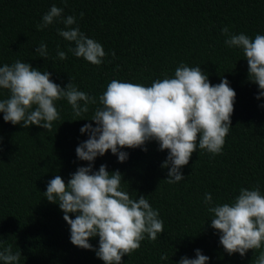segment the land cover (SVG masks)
<instances>
[{
    "label": "trees",
    "instance_id": "16d2710c",
    "mask_svg": "<svg viewBox=\"0 0 264 264\" xmlns=\"http://www.w3.org/2000/svg\"><path fill=\"white\" fill-rule=\"evenodd\" d=\"M53 5L63 9L61 17L37 30ZM70 15L76 17L71 27L102 45L106 55L99 66L75 57L68 51L74 43L58 35ZM225 26L231 34L264 35V0H0V66L26 62L50 73L61 88L71 79L97 99L79 117L66 99L55 101L59 118L52 131L4 122L0 113V251L8 245L13 253L20 251L17 264H103L94 250L70 242V226L58 203L43 194L47 183L59 175L67 184L78 167L88 166L75 154L88 139L80 128L95 127L90 119L108 83L117 79L151 86L165 75L174 77L185 64L199 66L213 85L228 80L236 93L231 127L220 154L197 145L177 183H167L168 168L161 164L168 152L160 151L156 141L146 142V151L120 149L128 153L123 163L110 151L92 162L93 171L102 164L109 173L118 170L122 190L132 199L145 196L164 224L156 241L145 237L121 264H178L181 257L195 258L197 249L209 257L207 264H255L264 245L243 257L229 255L219 243L220 233L210 227L212 214L204 203L205 193L222 205L233 202L241 188L257 185L264 195V97L255 98L259 89L248 78L242 50L225 45ZM41 43L47 45V59L35 54ZM58 50L67 58L60 60ZM7 98L9 92L0 89V100ZM98 239L90 238L93 249ZM165 253L169 259L161 260Z\"/></svg>",
    "mask_w": 264,
    "mask_h": 264
},
{
    "label": "clouds",
    "instance_id": "9594fccd",
    "mask_svg": "<svg viewBox=\"0 0 264 264\" xmlns=\"http://www.w3.org/2000/svg\"><path fill=\"white\" fill-rule=\"evenodd\" d=\"M62 12V8L51 6L37 30L53 24ZM62 23L65 29H58V35L75 45L68 51L93 65L103 63L106 53L102 45L78 27H71L76 23L75 16H67ZM221 34L226 37V46L242 50L248 78L259 89L255 98L264 97V35L257 34L253 39L243 33L231 34L228 26L221 29ZM35 54L47 59V45L41 43ZM57 57L64 60L67 53L58 50ZM50 75L19 60L0 66V89L9 92V98L0 100L4 122L52 131L53 122L59 118L55 101L66 99L76 117L97 103L95 97L78 90L70 78L61 88ZM235 97L226 78L213 85L199 66L185 64L175 69L174 77L165 75L151 86L117 79L108 83L98 98L100 107L90 119L95 127L85 124L80 128L82 134L88 133V139L76 147L75 154L79 160L89 162L88 166L78 167L67 184L61 176H54L43 193L50 203H58L63 212V220L70 226V242L78 248L94 250L103 264H121L122 257L138 250L145 237L156 241L164 231L158 211L145 196L132 199L129 191L122 190V174L118 170L109 173L102 164L98 171H93L92 162L110 151L123 163L128 153L120 149L146 151V142L156 141L160 151L168 152L161 164L168 168L167 183L180 182L184 179L180 169L189 163L197 145L213 155L221 153L231 127ZM204 203L212 214L210 227L220 233L219 243L225 252L243 257L248 250L261 249L264 195L258 185L252 190L241 188L233 202L222 205L214 204L211 194L205 193ZM70 213L75 214L74 219ZM97 236L98 248L93 249L89 240ZM20 257L21 252L13 253L12 245L0 251L4 264H17ZM160 259L169 257L165 253ZM208 260L197 249L195 258L181 257L178 264H207ZM255 264H264V251L256 257Z\"/></svg>",
    "mask_w": 264,
    "mask_h": 264
}]
</instances>
